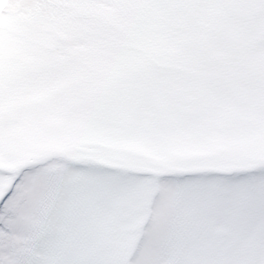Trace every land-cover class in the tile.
<instances>
[{
	"label": "snow or ice",
	"instance_id": "1",
	"mask_svg": "<svg viewBox=\"0 0 264 264\" xmlns=\"http://www.w3.org/2000/svg\"><path fill=\"white\" fill-rule=\"evenodd\" d=\"M38 2L0 39V264H264V68L241 111L226 0Z\"/></svg>",
	"mask_w": 264,
	"mask_h": 264
},
{
	"label": "rangeland",
	"instance_id": "2",
	"mask_svg": "<svg viewBox=\"0 0 264 264\" xmlns=\"http://www.w3.org/2000/svg\"><path fill=\"white\" fill-rule=\"evenodd\" d=\"M249 4V6H248ZM255 0H226V6L231 8V13H227L224 21L227 24H232L227 31L219 34L220 40L224 39L228 43L222 44L234 50L239 58V84L244 92L237 97V105L241 111H248L254 104V93L257 87V73L264 68V38L257 44L256 51L252 35L249 33L250 25H243L238 27L240 17L243 13H249L252 8H255ZM40 4L38 0H9L7 6L0 12V39H9L14 37L17 33L25 28L28 24L33 22L39 14ZM214 14V15H213ZM209 18L211 25L212 16L217 15L213 13ZM231 14H236L234 17ZM238 19V20H236ZM255 24H253V32L258 34L264 31V8L255 14ZM85 22L84 17L77 16L74 23L81 24ZM219 26V24L215 25ZM259 35V34H258ZM261 34L259 37H262ZM232 40V41H228ZM247 68L257 71V73H246ZM256 76V77H255ZM256 78V82L252 79ZM246 99V100H245ZM248 99V100H247ZM253 125L255 121H250ZM258 134L259 131H257ZM228 234V224L223 220H215L209 223L207 235L210 240H222Z\"/></svg>",
	"mask_w": 264,
	"mask_h": 264
},
{
	"label": "bare ground",
	"instance_id": "3",
	"mask_svg": "<svg viewBox=\"0 0 264 264\" xmlns=\"http://www.w3.org/2000/svg\"><path fill=\"white\" fill-rule=\"evenodd\" d=\"M8 2H9V0L7 1V4H8ZM7 4H6V6H7Z\"/></svg>",
	"mask_w": 264,
	"mask_h": 264
}]
</instances>
